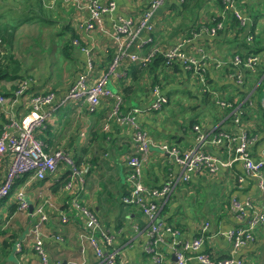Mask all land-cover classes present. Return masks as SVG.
I'll return each instance as SVG.
<instances>
[{"label": "crops", "instance_id": "0c3cea01", "mask_svg": "<svg viewBox=\"0 0 264 264\" xmlns=\"http://www.w3.org/2000/svg\"><path fill=\"white\" fill-rule=\"evenodd\" d=\"M68 1V3L65 0L54 1L55 10L59 5L63 8L66 15L63 23L69 26L67 29L70 31L66 30L67 34L65 33L62 37L55 35L57 36L55 44L59 45L60 53L68 61L65 67L69 63H79L81 71L91 66L93 73L99 74L105 69L104 62L108 60V63L113 57L112 55L107 59L105 47L110 43V35L103 34L101 31L85 30V33L80 30V25H83L88 12L86 9L80 10L76 0ZM115 1L116 9L105 17L108 26L114 24L121 17L129 15L141 18L149 0ZM183 1L185 0H168L158 10L154 19L153 43H148L141 53L143 55L153 53L154 56L152 55L151 60L153 61L158 54H161V49L173 46L177 43L178 38H192V41L185 45L187 50L203 46L208 53L204 59L206 65L204 83L199 74L186 71L179 63L173 67L174 71L169 72L166 69L159 73L161 85L170 96V103L173 102L174 94L183 95V92L194 91L195 94H190L193 100L201 99L200 103L195 104L198 106L194 110L196 114L187 118L198 119L195 124L202 125L206 134L209 135L208 142L202 148L213 156L223 161L228 160L229 156L224 144L213 141L219 130L240 133L242 130L248 129L249 133L257 138L251 146L252 153L256 160L263 159L264 52L255 53V51H250V48H245L244 36L249 33V37H251L254 23H257L258 31L264 27V0H233L239 7H242L244 15L247 16L246 22L242 23L240 18L234 15L238 19L239 27L243 26V31L239 32L236 31L237 25H234L236 28L232 29L229 28V24L224 23V13L230 12V10L226 8L225 4L223 8L220 7L219 0H190L188 7L182 6ZM192 1L194 3L191 5ZM5 2L16 4L14 0H0V3ZM44 3L51 7L49 0H44ZM0 12L2 13V11ZM178 17L180 20L177 23ZM218 22L226 24L225 29H219L214 34L204 29L212 27ZM173 23L175 24L173 31L169 33ZM193 31L197 35L194 36ZM74 32L78 36L73 37ZM146 38L147 34L143 32L133 39L132 45L134 46ZM70 39L74 47L71 44L70 48L72 49L69 53L71 58H67L64 54V44H67ZM75 39L80 41V45L75 43ZM22 40L24 41V39ZM49 42L51 41L49 40ZM151 45V49L148 50ZM83 46L89 48V52L83 51ZM250 55L259 57L254 66H239L235 69L232 62L235 56L245 59ZM72 57H79V61L73 60ZM19 58L23 60V58ZM135 64L124 58L121 69H129ZM22 69L29 77V89L23 96L17 97L14 93L16 81L9 79L0 81V95L13 100V104L8 105V111L17 117L28 113L31 105L30 98L33 94L51 89L57 90L58 94H63L69 89L70 84L57 80L55 82L47 80V84L50 86L45 85L44 78L60 74L57 69L52 72L48 67L46 71L48 73H45L46 77L43 78H38V71L33 69L32 64H28L24 60ZM189 73L196 79L198 77L200 81H193ZM207 74L214 78L215 84H210L207 81ZM152 77L153 73H147L137 85L134 83L133 89L136 90V94L131 97V102L125 103L124 112H128L131 107L138 106L141 102L150 104L151 95L147 94V98L143 101L140 99L142 96L138 97V94L149 92ZM111 81L110 83L117 88L116 96L123 93L122 89L125 85L133 83L131 78L119 82ZM207 97H209L208 103H206ZM110 99L112 98L105 97L103 101ZM219 100H225L231 103V106L223 107L219 104ZM103 101L102 103H106ZM1 106L0 104V130H3L4 125L8 122L6 115L10 113ZM174 109L175 106L165 107L164 113L152 111L140 115L138 119L141 126L150 131L157 140H167L182 149L197 146L195 130L183 126L186 122L184 119H187L186 115H180L172 121L169 120L173 116L172 114H175ZM197 109L198 111H196ZM89 111L88 103L84 100L65 105L55 111L46 128L38 132L37 136L46 144L53 143L48 151H53L52 148H58L62 144L73 158L81 159V161L92 160V167L84 174L85 183L81 191V201L99 216L103 226L113 234L114 246L120 251L121 258L127 259L131 264H155L153 256L145 250V245L149 240V216L143 213L139 206L128 205L122 201L123 195L128 193L130 186L128 183L129 168L122 161L121 156L136 152L134 131L114 125L119 129L115 131L112 128L114 133H110V140L106 138L98 146L97 144L93 145L90 143L93 133L95 131L105 132L101 127L111 111H107L102 116L103 119H95L94 113ZM238 119H240L239 122ZM215 127L218 128L215 129ZM82 132H86V135L82 136ZM114 141L116 146L111 147ZM108 143L111 145L108 146ZM154 148V150L151 149L143 169L144 182L149 187L162 186L179 170L177 163L168 154H163L156 147ZM10 161V156L0 154V184L5 178ZM61 164L56 173L44 180L35 179L32 174L23 175L17 179L11 194L0 200V264H41V258L34 248L31 238V222L34 218L33 209L35 210L39 203L45 201L51 204L48 207L49 220L43 225L42 230L50 263L64 264V261H67L66 264H102L91 242L88 239L80 238L81 228L78 222L75 220L62 221L61 210L64 209V213H66L65 204L71 194L65 185L69 180L75 181L79 185L81 173L73 176L68 166L64 162ZM83 167L84 165L79 167V170ZM245 173L244 166L241 163H235L233 165L219 164L214 172L206 170L203 173L194 174L191 183L178 185L168 200V207L164 214L161 209V216L167 220V217L176 214L177 220L182 225L180 234L189 240L200 233V228L205 222H210L205 251L213 258L235 257L253 264H264V223L256 226L254 239L240 249L233 248V241L228 236L230 231L245 222L233 203L234 199L244 208L248 202H251L253 209L249 213L264 210V192L260 189L258 180L254 177L239 180V177ZM62 181H66V183L56 184L62 183ZM55 185L58 188H55ZM19 188H24L27 191L30 201L28 209H20L17 206L15 193ZM192 194H195L198 199L190 201L188 197L186 198L187 195ZM202 197L205 198L203 204L199 202V198ZM158 201L160 202V200ZM18 242L22 244L21 250L17 249ZM159 248L163 253V264H177L175 251L168 243L159 244ZM195 263H197L196 260H191V264Z\"/></svg>", "mask_w": 264, "mask_h": 264}, {"label": "built area", "instance_id": "2783aa9c", "mask_svg": "<svg viewBox=\"0 0 264 264\" xmlns=\"http://www.w3.org/2000/svg\"><path fill=\"white\" fill-rule=\"evenodd\" d=\"M76 1L80 10L86 9L88 12L83 25H80V30L84 32L85 30L101 31L103 34L110 35V43L106 44L105 47L107 57L110 55L109 51L113 49V57L107 63V69H103L99 74L93 73L91 66L81 71L66 93L58 94L57 91L51 89L33 94L30 98L31 105L28 113L21 117H17L8 111V105L13 104V100L0 95L1 107L6 108L10 113L6 115L8 122L4 125L0 135V154L11 157L5 178L0 184V200L11 194L17 179L23 175L32 174L35 179L44 180L56 173L60 164L64 162L73 176L81 173V177L79 185L72 180H69L65 185L71 194L65 204L66 213H64V209L61 210L62 221L75 220L78 222L81 228L80 238L82 240L88 239L91 242L102 264H131L127 259L120 257V251L114 246L113 234L103 226L99 216L81 201V191L85 183L84 174L92 167L91 161L82 160L78 162L64 149L47 151V144L37 136L38 132L46 128L55 111L65 105L84 100L88 103L89 110L92 112L97 109L105 97L115 98L116 104L110 120H112V123L114 121L120 125L131 126L134 130V141L137 147L135 153H126L127 155L123 154L121 156L122 161L129 168L128 183L130 186L128 193L123 195L122 201L128 205L139 206L143 213L149 216V240L145 245V250L153 256L155 264H163V253L159 248V244L162 243H168L174 249L177 264H191V260H196L197 263L195 264H253L235 257H227L216 262L211 254L205 251L207 243L205 234L195 236L191 240L182 237L180 230L174 229V225L168 223L161 216V209L171 198L179 184L188 182L194 174L204 169L214 172L219 164L233 165L241 163L246 173L240 176L239 180L254 177L258 180V185L264 192V158L256 160L251 150V146L256 142V136L251 135L248 129L242 130L240 133L219 130L213 141L225 145L229 156L228 160L223 161L202 148L208 142L209 135L206 134L202 125L196 124L193 129L196 133L197 146L182 149L167 140L155 139L138 122L140 115L152 111H162L169 102V97L161 84H155L151 87L152 100L146 109L136 106L128 112L120 109L121 96H116L107 88L110 80L119 82L123 79H129V69H121L124 58L132 64L143 65L152 60L153 53L143 55L141 51L148 43H153L154 19L158 10L167 0H149L141 18L138 19L134 15L121 17L111 26L107 25L105 17L116 9L115 0ZM223 3L230 10V13L240 18L242 23L246 22L247 16L244 15L242 7H239L237 2L223 0ZM223 26L222 22H218L214 26L204 29L214 34ZM143 32L147 34V38L140 40L138 44L133 46V39ZM193 34L194 36L197 35L195 31H193ZM252 38L251 35L249 40ZM177 40V43L173 46L160 51L165 59V68L171 72L175 64L179 63L186 71L199 74L201 81L204 83V73L206 71L204 59L208 55L207 51L202 49L201 46L193 50H187L185 45L190 43L192 38H178ZM75 43L80 45L78 39H75ZM82 49L89 52V48L86 46H83ZM258 60V56L250 55L245 59L235 56L232 62L236 69L239 66L252 67ZM28 88L29 80L22 81L15 91V95L17 97L23 96ZM219 104L223 107L231 106V103L225 100H219ZM237 121L239 122L240 119ZM103 130L106 132L112 130L110 123L106 122ZM85 135L86 132H82V136ZM151 147H156L161 153L168 154L179 167L178 172L173 174L162 186L149 187L144 182L143 169L151 152ZM83 165L84 167L79 170V167ZM15 201L20 209L30 208L28 194L24 188H19L16 191ZM233 203L245 221L228 233L233 241V248L237 250L247 246L254 239V229L257 225L264 223V210L249 213L253 209L251 202H248L246 208L240 206L235 199ZM50 206L51 204L45 201L39 203L32 211L34 218L31 222V238L33 246L41 258V264H51L42 231L43 225L49 220L48 207ZM209 225L210 222H205L200 231L205 232ZM17 249H22L21 242H18Z\"/></svg>", "mask_w": 264, "mask_h": 264}, {"label": "trees", "instance_id": "16d2710c", "mask_svg": "<svg viewBox=\"0 0 264 264\" xmlns=\"http://www.w3.org/2000/svg\"><path fill=\"white\" fill-rule=\"evenodd\" d=\"M14 1L16 2V4H14V3L11 4V7H12V9H14L18 12V15H16L14 18L15 21H13L12 19H9V18L5 19V17H4L5 13L0 12V41L3 40V42L0 45V81L4 80V79H6V80L9 79V80H14V81L18 82L19 80H21V81L22 80L23 81L28 80V78H29V77H27V75L24 73V71L22 69L23 68V60L14 55L12 42H13V40L16 39V36H15L16 30L21 25H23L25 23L30 24L34 20H36L38 23H42L44 25H49L48 23L54 24V22H55V20L46 16V13L48 11L54 12L55 9L48 7L44 3V0H14ZM218 2H219L218 5L223 8L224 7L223 0H219ZM189 4H190V0H185V1H183L182 6L188 7ZM179 10H180V8H179ZM224 17H225L224 23L226 22L227 25L229 24V28L231 27L232 29H235L236 26L234 27V25H237L238 27L236 28L237 29L236 31H238V32L243 31V29H242L243 26L239 27L238 21H237L238 19L232 13L227 12L224 14ZM3 19H5V20H3ZM230 19H231V21H229ZM225 25L221 28L222 30L225 29ZM67 26L63 27L61 30H59L57 33V36L62 37L65 33L67 34V32L64 30L65 28H67ZM257 29H258L257 23H254L252 25V31H251V35L253 36V38L251 40H249V38H248L250 36L249 33L248 34L246 33L244 36V47L250 48L251 49L250 51H255V53L264 52V27L259 29V31ZM72 36L74 37V36H78V35H77V33L74 32ZM50 41H51L50 42L51 47L53 48L55 46V37L50 36ZM71 44L73 45V43H71V39L68 40L67 44H64V47H65V53L64 54L67 58H71L69 55V53L72 49V48H70L72 46ZM73 47H74V45H73ZM112 54H113V50L110 52V55L107 57V59L109 57H111ZM104 63H105L104 68L106 70L107 61ZM165 67H166L165 59H164V56L162 53L158 54L153 59V61L147 63L146 65L135 64L134 66H131L129 68L128 77H129V79L130 78L132 79L133 83L131 85H125L124 88L122 89L123 93L120 94V96L122 98L120 109L122 111H124L123 108H124L125 103L131 102V97L136 94V90L133 89L134 83L137 85V83H139V80L142 79L147 73H153L152 81L150 82L149 87H153L155 84H160L161 80L159 78V73L166 70L167 68H165ZM173 71H174V68H173ZM209 76L210 75L207 74V81L210 84H213V83L215 84V81H213L214 78H212L211 76L209 77ZM19 84H17V83L15 84V86H14L15 91L19 88ZM15 91H14V93H15ZM55 91H57V90H55ZM27 92H28V90H27ZM204 94H209V93H204ZM168 97L170 98L169 95H168ZM103 102H106V103L101 102V104L97 107V109L95 111H92V112L89 111L90 113H94L95 119H103L102 116L107 111H113V108L116 104V99L112 98L110 100H106ZM169 102H170V100H169ZM169 102L165 105V107H168V104H170ZM138 106L144 107V109H146V107L148 106V103L147 104L146 103L138 104ZM133 107H136V106H133ZM165 107H164V109H165ZM158 112H161V111H158ZM164 112L165 111H162V113H164ZM197 122H198V119L193 117L191 119V126L194 127L196 125L195 123H197ZM1 131H2V129L0 130V135H1ZM110 133L111 132H106V131L104 133H100L99 131H95L93 133V138L90 140V143H92L93 145L97 144V146H98L101 143L100 142L101 139L105 138L104 141L106 140V138H107V140L111 139V136H109ZM52 146H53V143L51 144L49 142L47 144V148H46L47 151L50 150ZM80 161H81V159L78 160V162H80ZM206 170L208 171V169H204L203 171H206ZM203 171H201L199 173H203ZM192 179L186 183L187 184L191 183ZM65 183H66V181H62V183L58 182L56 184L62 185ZM55 188H58V187H56V185H55ZM167 207H168V201L162 207L163 214L165 213ZM166 219H167L166 221L168 223L174 225V229L181 230L180 228H182V225H181L180 221L177 220L178 218H176V214L171 215V216L167 217ZM206 220H208V219H206ZM207 231H208V229L205 232L200 231V233H198L196 236H200L202 234H205L207 236V233H208ZM212 258H213V256H212ZM213 259L216 260V262H217V261L221 260L222 257H219V258L214 257Z\"/></svg>", "mask_w": 264, "mask_h": 264}, {"label": "rangeland", "instance_id": "374dc122", "mask_svg": "<svg viewBox=\"0 0 264 264\" xmlns=\"http://www.w3.org/2000/svg\"><path fill=\"white\" fill-rule=\"evenodd\" d=\"M49 1H50L49 4L51 5V8L55 9V2H54L55 0H49ZM65 1H66V3L69 2L68 0H65ZM193 3H194V1H192L191 5ZM202 7L205 8V6H202ZM0 11L5 13V16H4L5 19L9 18V19H12L13 21H15L14 20L15 16L18 15V12L16 10L12 9L11 4L9 2L8 3H6V2L0 3ZM46 16L55 20L54 24L48 23L49 25H44V24L38 23L36 20H34L30 24L27 23L26 25L25 24L21 25L16 30V35H15L16 39L13 40V42H12L14 55H17V56L23 58V60L25 62H27L28 64H32L33 69L38 71L37 72L38 78L46 77L45 73H48V72H46L48 67L50 68V70L52 72H54L55 69H57L60 72V74L58 76L53 74L52 77L47 76L46 78H44L45 79V81H44L45 85H48L47 80L52 81V82H55L57 80V81H61V82H64L66 84L71 85L74 82V80L76 79L78 72L81 71V68L79 67L80 64L79 63H69V65L67 67H65L66 64H68V61H66V58L60 53L59 45L55 44V46L52 48L51 44L49 42L50 36L51 37L54 36L56 39L57 36H55V35H57L58 31L66 26V24L63 23L66 15H65L61 5H59V7H57V9L54 12L48 11L46 13ZM188 17H190V16H188ZM5 19H3V20H5ZM179 20H180V17H178V20H176V22L177 21L179 22ZM176 22H174V23H176ZM174 23L171 24V28L169 29V33H170V31H173V27L175 25ZM64 30L65 31L67 30V32H70V31H68L69 29H67V28H65ZM66 37L68 38L67 35H66ZM22 39H24L25 42ZM2 42H3V40L0 41V45ZM151 47H152V45L149 47L148 50H150ZM201 48L205 50V48L203 46ZM72 59L79 61V57H72ZM189 76L193 81H200L197 76H196L197 77V79H196L193 77V75L191 73H189ZM58 78H60V79H58ZM50 79H52V80H50ZM20 81L21 80H19L17 82V84L21 83L23 80L21 82ZM110 82H112V81L110 80L108 82L107 88L110 89L114 94H116L115 92H117V88ZM165 83H167V82L165 81ZM160 84H162V83H160ZM48 86H50V85H48ZM67 86H69V85H67ZM148 90H149L148 93L144 92L141 95L138 94V97L142 96V98H140V99L144 101L145 98H147V94H148V96L150 95L151 87H149ZM190 94L193 95L195 93H194V91H192V92H188V93L183 92V95L182 94H179V95L174 94L173 95V102H171V103L169 102L170 104H168V107L175 106V109H174L175 114H172L174 117L172 116L171 118H169L170 121H172L175 118H178L180 115H182V116L186 115V118H187V117H191L194 114H196V112L194 110L198 106H195V104L200 103L201 99H199L198 101L193 100V98ZM263 95H264V91H263ZM208 101H209V97H207L206 103H208ZM144 103L145 102H141V104H144ZM164 110H162V111H164ZM113 111H111L108 114L107 120L104 121L101 128H103L104 124L107 122V123H110V127L114 128L115 131L119 129L116 126L122 127V128L126 127L127 130L131 131L133 129L131 126L120 125L114 121L112 123V120H110V119H112L111 115H112ZM196 111H198V109ZM184 121H186V122L183 126H188V127H191V129H193V127L191 126V119L187 118V119H184ZM138 122H139V119H138ZM139 124H140V122H139ZM114 125H116V126H114ZM140 126H141V124H140ZM109 132L114 133L113 130H110ZM148 132L151 133L150 131H148ZM104 139H101L100 142H102ZM110 145H111V143H108V146H110ZM114 146H116L115 141L111 147H114ZM60 149H64V146L62 144H60L58 148H52L53 151H57ZM151 149L154 150L155 148L151 147ZM64 150H66V149H64ZM93 161H94V159H93ZM187 197L190 201L198 199V197L195 194L187 195L186 198ZM204 201H205L204 197L199 198V202L201 204H203Z\"/></svg>", "mask_w": 264, "mask_h": 264}, {"label": "water", "instance_id": "95a60500", "mask_svg": "<svg viewBox=\"0 0 264 264\" xmlns=\"http://www.w3.org/2000/svg\"><path fill=\"white\" fill-rule=\"evenodd\" d=\"M67 261H64V264H66Z\"/></svg>", "mask_w": 264, "mask_h": 264}]
</instances>
